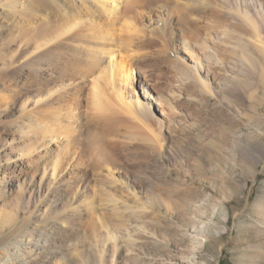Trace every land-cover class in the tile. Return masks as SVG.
I'll use <instances>...</instances> for the list:
<instances>
[{"label": "bare ground", "instance_id": "1", "mask_svg": "<svg viewBox=\"0 0 264 264\" xmlns=\"http://www.w3.org/2000/svg\"><path fill=\"white\" fill-rule=\"evenodd\" d=\"M12 8L2 12L13 25L0 24L17 47L0 57V99L10 103L0 124L17 118L21 137L0 151V193L12 181L35 205L48 203L45 212H75L84 224L76 261L89 262L88 250L105 264L111 251V264H129L122 254L135 236L109 216L143 202L151 187L140 178L168 172L163 153L172 165L194 100L237 86L240 59L264 75V0H14ZM4 134L13 133L0 125V147Z\"/></svg>", "mask_w": 264, "mask_h": 264}, {"label": "rangeland", "instance_id": "2", "mask_svg": "<svg viewBox=\"0 0 264 264\" xmlns=\"http://www.w3.org/2000/svg\"><path fill=\"white\" fill-rule=\"evenodd\" d=\"M13 2L0 0V24L13 25L4 16ZM9 28L0 32V57L16 54ZM251 61L240 59L239 66L247 63L242 71L257 74L240 76L242 81L230 91L194 100L189 122L175 133L179 155L172 165L163 153L168 172L140 178L151 187L143 202L126 203L128 211L115 213L121 217L109 216L135 236L128 241L135 242L133 249L122 254L129 264H167L171 256L176 264L184 258L194 264H264V75ZM4 69L0 62V76ZM2 86L0 82V94ZM4 101L0 99L1 112L10 105ZM16 121L11 117L0 124L13 133L2 135L0 151L21 137ZM1 155L0 166H5ZM11 183L0 193V264H99L88 250L83 255L89 262L74 259L71 248L82 240L84 226L74 221L75 212H45L48 203L35 205L30 190L20 192ZM200 234L203 241L196 246ZM19 241L30 250L20 251ZM111 254L107 252L105 264H111Z\"/></svg>", "mask_w": 264, "mask_h": 264}]
</instances>
